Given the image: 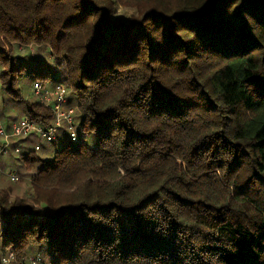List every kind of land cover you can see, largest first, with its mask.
<instances>
[{"label": "trees", "instance_id": "1", "mask_svg": "<svg viewBox=\"0 0 264 264\" xmlns=\"http://www.w3.org/2000/svg\"><path fill=\"white\" fill-rule=\"evenodd\" d=\"M34 82L78 140L12 138L29 192L0 187V256L264 264V0H0L7 132L54 123Z\"/></svg>", "mask_w": 264, "mask_h": 264}, {"label": "built area", "instance_id": "2", "mask_svg": "<svg viewBox=\"0 0 264 264\" xmlns=\"http://www.w3.org/2000/svg\"><path fill=\"white\" fill-rule=\"evenodd\" d=\"M32 91L37 97V100L53 112L54 123L51 126L42 127L36 125L28 117H22L18 121L11 123L7 132L0 120V136L3 139V144L0 146V155H4L7 152L10 138H18L34 133L45 141H55L57 138V131L63 122L66 124V135L68 139L71 142H76L78 140V135L72 120L73 109L65 108L66 89L64 86L58 84L53 89H49L39 82H34L32 85ZM38 148L39 146L35 145V149L37 150ZM8 178L11 181L18 180V177L14 172H9ZM10 260H13L12 254L8 257H2L0 264H8L10 263ZM38 260V256H30L23 262L19 261L18 264H36Z\"/></svg>", "mask_w": 264, "mask_h": 264}, {"label": "rangeland", "instance_id": "3", "mask_svg": "<svg viewBox=\"0 0 264 264\" xmlns=\"http://www.w3.org/2000/svg\"><path fill=\"white\" fill-rule=\"evenodd\" d=\"M35 98H37V97L33 94L30 96L29 99L34 100ZM0 103H1V98H0ZM8 111H9V114H13L16 110L8 109ZM15 115L16 114H14V116ZM65 134H66V124L63 122L61 124V127L57 131V138L56 139L58 140L59 139L58 137H62ZM11 140H15V139L10 138L9 143ZM39 141L42 143L47 142L42 138H39ZM92 142L94 143L95 140L93 139ZM63 145H64V142L62 141V143H59L57 146H58V148H60ZM8 147H9V145H8ZM41 149H42V147H40L39 149L36 150L37 154L42 155L43 152H41ZM16 157H17V155L9 148L7 149V152L4 155L0 156V187L8 188L12 192V195L22 196V195H25L27 192H29V181H28L29 175L23 169V166L20 164V162L16 160ZM9 172H14L16 174L19 173L17 175L18 180L17 181H11L8 178ZM2 257H6V256H4V255L0 256V260ZM8 264H11V263H8Z\"/></svg>", "mask_w": 264, "mask_h": 264}]
</instances>
